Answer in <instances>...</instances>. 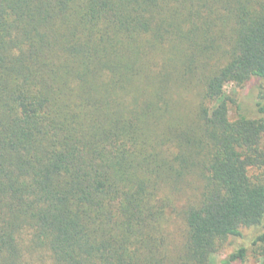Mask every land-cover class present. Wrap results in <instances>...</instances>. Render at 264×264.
<instances>
[{
	"label": "trees",
	"instance_id": "obj_1",
	"mask_svg": "<svg viewBox=\"0 0 264 264\" xmlns=\"http://www.w3.org/2000/svg\"><path fill=\"white\" fill-rule=\"evenodd\" d=\"M251 80L264 0H0V264H264Z\"/></svg>",
	"mask_w": 264,
	"mask_h": 264
},
{
	"label": "rangeland",
	"instance_id": "obj_2",
	"mask_svg": "<svg viewBox=\"0 0 264 264\" xmlns=\"http://www.w3.org/2000/svg\"><path fill=\"white\" fill-rule=\"evenodd\" d=\"M223 90L229 98V115L231 119L236 118L238 105L240 106V112L244 115L253 118L257 117L255 104L258 101H264V81L251 80L246 86L227 82L224 84ZM187 99L193 101L192 96H188ZM187 183L188 186L185 187L186 193H189V189H193L194 186L197 187L196 181H189ZM171 228L175 232L176 240H180V220H174ZM257 233L258 232L253 229H243L240 238H230L226 245L212 256L211 264H221V262L227 259L238 247H245L247 249L248 258L244 264H261V261L255 256L254 247L252 246V242ZM44 263L50 264L48 256L44 258Z\"/></svg>",
	"mask_w": 264,
	"mask_h": 264
}]
</instances>
